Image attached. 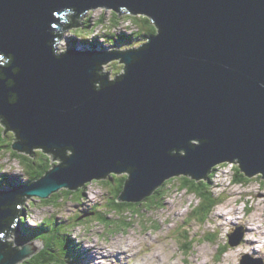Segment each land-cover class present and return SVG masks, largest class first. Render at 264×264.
Listing matches in <instances>:
<instances>
[{
	"label": "water",
	"instance_id": "obj_1",
	"mask_svg": "<svg viewBox=\"0 0 264 264\" xmlns=\"http://www.w3.org/2000/svg\"><path fill=\"white\" fill-rule=\"evenodd\" d=\"M100 7L150 17L158 33L129 52L58 53L71 20ZM2 58L0 120L14 149L60 159L22 189L27 199L126 172L120 201L141 202L179 175L207 180L221 163L264 179V0H0ZM114 59L126 73L110 81L100 65ZM16 199L0 196V264L41 247L4 245ZM244 240L242 227L229 245Z\"/></svg>",
	"mask_w": 264,
	"mask_h": 264
},
{
	"label": "rangeland",
	"instance_id": "obj_2",
	"mask_svg": "<svg viewBox=\"0 0 264 264\" xmlns=\"http://www.w3.org/2000/svg\"><path fill=\"white\" fill-rule=\"evenodd\" d=\"M125 15L129 14H122L112 9L101 7L89 10L84 20L85 22L86 19L91 20L90 29H94L95 25L97 27L95 28L96 30L94 29L95 35L89 39L92 40L90 42L94 41L100 43V45H111L113 44V39L119 42L120 30L128 26L134 27L131 25V21L124 22ZM103 16L106 17L105 25H97V22ZM113 17H116V23L112 22L111 19ZM119 22L122 25L118 24ZM71 31L72 29H69L65 32L56 43V46L64 52L73 48L71 46L72 43L68 41L73 36ZM93 38L95 39L93 40ZM87 45L80 43L78 48L84 51L87 49ZM118 48L119 50L116 51L124 49V46ZM119 62L120 60L114 59L108 61L103 68L101 67V72H109L108 77L110 81H113L114 76L122 74L124 71L125 64ZM0 130H3L1 124ZM6 136L7 131L3 138H0V143L4 144L5 141H10L7 140ZM2 144L1 146H3ZM0 161L4 166L3 170H0L1 179H3V175L9 176L12 173L14 179L11 177L10 181L13 186H15V179L23 177V181L27 180V175L23 173L22 166L18 161L12 160L9 155L5 156L4 159H0ZM236 167V165L233 167V164L230 163L225 168L224 163H221L214 167L216 169L213 168L216 171V176L213 178L212 192L215 196H223L225 201L215 208L211 217L206 222L196 221L191 216L193 212L192 208L198 204L199 201L197 200L199 199L195 198V195H190L185 191L180 192L172 188L171 193L166 194L163 206H156L152 208L153 211L148 213V218H153L158 228L153 226L152 223L140 224L141 219L135 218L133 221H130L132 229H129L127 232H117L114 236H109L105 234L104 228L95 224L94 230L87 234L85 227L76 224L73 218L75 215L80 216L82 214L79 212L87 209L91 210L95 204L102 205L108 197L107 194L113 195L114 193L113 189L104 184L105 182H102V184H92L91 182L84 190L85 196L82 205H78L70 200L64 205H62L61 201V205L58 208H42L40 201H36V205L30 207L29 201L33 203L32 201L38 198L29 197L26 200L27 204L24 208L26 210L22 211L25 219V216H27L23 227L26 229L29 225L36 226L37 223L42 222L48 216L51 219L50 224L52 225L53 222L60 220L62 222L63 219H67V227L72 224L78 225L73 229L72 238L81 241V250L78 256L79 262L72 263L70 261V264H241L245 256H250L254 260H259L260 258L264 261V247L262 246L264 236L257 235L255 230H253L261 226L262 229L258 230V232L264 231V179H261L262 174L259 173L250 178L251 181H247L245 184H234V169ZM125 174L127 173L119 174V177L122 178ZM180 176L183 177L184 175H179V178ZM1 191L9 190L6 186L0 184ZM144 218L145 215H143ZM242 227L245 229L244 242L238 246H230L231 236L239 233ZM247 228L250 229V232L247 231ZM28 229L33 230L32 228ZM61 230L62 232H53L52 236L54 237L50 241L51 247L57 242H60L64 246L65 243L62 236L64 230ZM24 235L28 236L25 233ZM33 237L41 236L35 234ZM6 239L12 247H16L22 238L12 235ZM195 239H197L195 248L189 254L187 251L184 252L180 249L184 243ZM34 240L37 241L36 239ZM30 242L24 243L28 244ZM44 243L46 244V242ZM227 243L229 246L227 252L221 256ZM220 245H223L222 248H219ZM45 247L46 245H43L42 250ZM127 251L131 252L127 255L125 253ZM58 252L61 262L55 260L54 256L57 253L53 252L54 256H50L49 259L52 260L48 261L49 263L40 264H68L67 259L61 254L62 251Z\"/></svg>",
	"mask_w": 264,
	"mask_h": 264
},
{
	"label": "trees",
	"instance_id": "obj_3",
	"mask_svg": "<svg viewBox=\"0 0 264 264\" xmlns=\"http://www.w3.org/2000/svg\"><path fill=\"white\" fill-rule=\"evenodd\" d=\"M113 23H116V17H113L112 19ZM80 19L76 17V19L71 20V27L69 29H72L71 34L77 39L81 38V43L86 45L91 43L90 37H92L95 32L94 29H90L91 27V20L86 19V22L84 23V20H82L79 23ZM131 21L134 27H124L122 30H120L121 35H119L118 40L113 39V44L109 45L110 49L119 50L118 47H123L124 49H120V51L129 52L138 48L143 47L150 38L154 37L158 33V29L150 19V17L147 16H135L132 14L125 15L124 22ZM106 23V17L103 16L100 21L97 22V25H105ZM120 24V22L118 23ZM122 25V24H120ZM119 25V26H120ZM71 37V38H74ZM95 39V38H93ZM77 46V45H74ZM115 47V48H114ZM117 47V48H116ZM95 48V47H94ZM101 49H106L105 45H102ZM6 61H9V59H6ZM7 65V64H6ZM9 66V64L7 65ZM125 68V67H124ZM126 73V70L123 71L122 75ZM101 75H103V72H100ZM119 74V73H117ZM121 74V73H120ZM119 74V75H120ZM114 76V80L117 79L119 76ZM121 76V75H120ZM119 78V77H118ZM113 80V81H114ZM1 122V120H0ZM2 124V122H1ZM3 125V124H2ZM3 130H0V138H3V134L7 130L6 126L3 125ZM9 133L11 137L9 138ZM5 135V134H4ZM9 135V136H8ZM7 140L4 144L0 143V159H4L5 156L9 155L12 160H16L19 162V164L22 166V171L24 174L27 175V180L23 181V177L19 179H15V186L10 181V178L14 177L12 176V173L10 175H3V179L0 178V184L5 185L10 190H20L23 187H26L29 184L34 183L36 180L42 178L45 176L51 169L56 165V163L60 162L59 158L56 154L47 152L45 150H35L32 153L28 152H18L14 149L15 142L17 141V137L14 134L13 131H7ZM1 144L3 146H1ZM3 151V152H1ZM72 151L67 152L68 155H72ZM55 160V161H54ZM57 160V161H56ZM230 163L224 164V167H228ZM237 167L234 169V178L233 183L234 184H245L247 181H251L250 178H247L245 173L241 170L240 165L238 163H235ZM233 165V167H234ZM2 166V167H1ZM3 163L0 161V170H3ZM213 171H215L213 169ZM216 176V173L211 172L207 178V180H195L188 176L183 177H177L170 180H167L162 186L156 188L154 192L144 198L141 202H124L120 201V198H122V195L124 194L125 188L127 187V181L130 178V174H125L124 177L120 178L118 174H112L109 175L106 179L101 180H94L92 184L105 182L104 184L107 187H110L113 189V195L108 193L107 199L105 203L102 205L95 204L93 205L91 210H84L80 216L75 215L73 218L76 224L83 225L85 227V232L89 234L94 230V225L98 224L100 227L105 229V234L109 236H114L117 232H123L128 231L129 229H132V224L130 221H133L136 219H141L140 224L145 223H152L153 226H156V222L153 218H148V213L153 211L152 208L156 206L162 207L164 204V199H166V194H170L172 191V188L176 189L177 191H185L186 193L190 195H195V198L199 199L197 201L198 204L193 207L192 212V218L196 219V221H202L206 222L211 217L212 212L215 210V208L222 204L225 199L223 196H215V194L212 192L213 188V178ZM8 183V184H7ZM91 183V182H90ZM90 185L87 183L80 189L76 191H71L68 189L60 190L58 193L53 194L49 199H34L31 203L29 201V206L34 207L36 204V201H40L42 208L44 207H53L58 208L61 204H66L70 200L72 202L77 203L78 205H82L84 203V190L87 188V186ZM18 205H20V209L26 210L25 205L26 203V196L23 198L19 197ZM22 204V205H21ZM17 205V207H18ZM18 210V208L16 209ZM28 210V209H27ZM89 214V216H87ZM143 215H145V218L143 219ZM83 216H87L84 220L80 221ZM195 216V217H194ZM25 218H21L22 224L25 222ZM50 217L48 216L45 218L42 222L37 223L36 228H33V230L24 228L23 231L28 236H22L21 240L19 242H30V241H41L46 242V247L41 250L40 253L36 254L35 256L24 260L21 264H40V263H49L48 261H51L52 259H49L50 256H52L55 252L56 256H54L55 260L57 262H61V259L59 258V252L62 251L61 254L67 259V263L70 264V261L72 263H78V256L80 255L79 251L81 250L80 243L81 241H78V239H73V229L76 228V226H68L67 227V219H63L62 222L55 221L53 222V225L50 224ZM11 224L9 226L13 227V223L16 224L18 221L17 219H10ZM191 222V220L189 219ZM61 222V224H60ZM60 226V227H59ZM11 227V228H12ZM57 227V228H56ZM66 227V228H65ZM9 228V227H8ZM65 228V229H64ZM63 229L62 236L64 238V246L63 244L57 242L50 246V241H52L53 232L56 233L58 231H61ZM29 230V231H28ZM9 232H7L5 235H8ZM35 234L40 235L41 237H33ZM13 235V233H11ZM43 237V238H42ZM105 237V235H103ZM45 238V239H44ZM196 240H189L186 243H184L180 249L184 252L192 251L193 248H195ZM3 241V240H2ZM4 245L7 247H10V243L4 242ZM55 245V246H54ZM57 245V246H56ZM223 245H220L219 248H222ZM228 243L225 244V248L222 251L221 256L227 252ZM9 249V248H8ZM7 249V250H8ZM58 249V251H57ZM40 254V255H39ZM51 254V255H50ZM59 254V255H58ZM47 261V262H46Z\"/></svg>",
	"mask_w": 264,
	"mask_h": 264
},
{
	"label": "clouds",
	"instance_id": "obj_4",
	"mask_svg": "<svg viewBox=\"0 0 264 264\" xmlns=\"http://www.w3.org/2000/svg\"><path fill=\"white\" fill-rule=\"evenodd\" d=\"M85 16H86V14L82 16V20H84ZM84 21H85V20H84ZM129 27H131V26H129ZM72 37H74V36H72ZM68 41H70V42L72 43L71 46H72L74 49L76 48V49H78V51H81V52H84V51H85V50L82 51V50H80V49L78 48L79 44L81 43V38H80V37L77 38V39H76L75 37H74V38H69ZM99 44H100V43H99ZM74 45H77V46H74ZM88 45H90L91 48L87 49L86 51H88V50H92V52H103V51H112V50H115V49H109V48H108L109 45H107V44L105 45V46H106V49H100V50H95V49L93 48V44H92V42L89 43ZM57 48H58V47H57ZM62 52H64V51L60 49V51H59L58 53H62ZM102 72H103V71H102ZM103 73H104V72H103ZM108 78H109V77H108ZM225 164H226V163H225ZM232 164L234 165V163H232ZM214 169H216V168H214ZM212 172H213V173H216V171H213V170H212ZM86 217H87V216H86ZM1 239H2V237H1ZM3 241L5 242L6 240H3ZM6 242H7V241H6ZM7 243H9V242H7ZM22 243H23V242H20L16 247H12L11 244H10V247H11V248L18 249V248H19V245H21ZM44 245H45V243H44ZM19 249H20V248H19ZM19 249H18V250H19ZM35 255H36V254H35ZM35 255H33V256H35ZM33 256H32V257H33ZM30 258H31V257H30ZM27 259H29V258H27ZM24 260H26V259H24ZM24 260H23L22 262H24ZM22 262H21V263H22ZM21 263H19V264H21Z\"/></svg>",
	"mask_w": 264,
	"mask_h": 264
},
{
	"label": "bare ground",
	"instance_id": "obj_5",
	"mask_svg": "<svg viewBox=\"0 0 264 264\" xmlns=\"http://www.w3.org/2000/svg\"><path fill=\"white\" fill-rule=\"evenodd\" d=\"M97 9H98V8H97ZM101 47H102V45H100V44H96L94 49H95V50H100ZM5 61H6V58H2V59L0 60L1 63L5 62ZM105 65H106V64H105ZM105 65H100V66L103 68ZM261 229H262V227L259 226L258 229L255 228V229H253V230H255V232H256L257 235H260V236L262 237V236H264V231H259V232H258V230H261ZM247 231L250 232V229L247 228ZM260 232H261V233H260ZM234 233H235V232H234ZM262 241H264V240H262ZM242 243H243V242H242ZM262 246L264 247V242H263V245H262ZM263 247H262V248H263ZM95 252H97V251H95ZM130 252H131V251H127V252H125V253H127V255H128ZM123 253H124V252H123ZM124 255H125V254H124ZM245 257H246V256H245Z\"/></svg>",
	"mask_w": 264,
	"mask_h": 264
}]
</instances>
